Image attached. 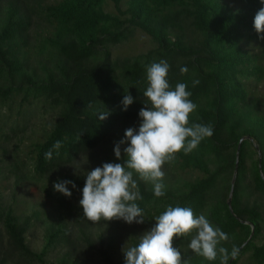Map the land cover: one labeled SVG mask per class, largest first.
<instances>
[{"label":"trees","instance_id":"16d2710c","mask_svg":"<svg viewBox=\"0 0 264 264\" xmlns=\"http://www.w3.org/2000/svg\"><path fill=\"white\" fill-rule=\"evenodd\" d=\"M227 1L0 0V154L7 160L1 178H12L15 187L40 184L56 205L53 216L41 208L25 215L17 212L14 195L8 202L0 194V264H88L94 258L125 264L124 254L118 255L121 231L129 234L126 247L137 245L142 230L154 227L169 205L189 207L227 233L218 247L239 249L231 264H264V94L249 85L264 82V40L254 29L264 3L236 0L232 7ZM137 32L153 47L115 54ZM160 60L170 65V85L184 82L192 93L197 109L190 124H211L213 135L164 166L163 197L134 177L143 224L93 225L82 219L79 205L86 175L126 159L129 145L121 146L120 160L114 147L127 129L138 131L147 67ZM181 67L188 72L181 74ZM193 80H199L195 87ZM127 93L133 103L124 111ZM106 110L111 114L100 121ZM247 136L251 140L244 139L236 154ZM50 149L53 157L46 160ZM58 180L76 185L68 186L70 198L54 191ZM38 225L43 245L34 251L28 234ZM191 238L174 240L183 261L219 264V256L212 262L196 256L188 247Z\"/></svg>","mask_w":264,"mask_h":264},{"label":"clouds","instance_id":"9594fccd","mask_svg":"<svg viewBox=\"0 0 264 264\" xmlns=\"http://www.w3.org/2000/svg\"><path fill=\"white\" fill-rule=\"evenodd\" d=\"M254 29L258 39L264 40V8L254 17ZM169 70L170 65L165 60L147 67L148 86L143 91L144 107L138 114L139 129H127L125 139L114 147L115 157L120 160L121 146L129 145L123 150L126 156L123 163H104L87 173L79 200L83 220L93 225L113 220H122L129 225L143 224L144 213L137 203L143 199L138 180L152 185L154 197H163L164 166L181 152L191 153L205 138L213 135L211 124H190V115L197 105L190 99L192 93L187 90L186 83L178 82L174 88L170 85ZM180 72L186 74L187 67H181ZM192 84L195 87L199 80H193ZM121 103L122 110L127 111L133 97L127 93ZM110 114L107 110L101 112L99 120H106ZM61 146L60 141L53 145L57 155ZM53 149L45 153L46 160L52 159ZM69 185L76 187L73 181L58 180L53 188L70 198ZM186 236H192L189 249L209 262L216 261L219 256V264H229L230 258L234 260L239 255L235 246L230 253L227 248L218 247L228 240V235L213 226L205 215L197 216L189 207L169 205L155 218V226L139 238L137 245L123 248L125 264H188L182 260L179 248L174 247L175 239Z\"/></svg>","mask_w":264,"mask_h":264},{"label":"rangeland","instance_id":"374dc122","mask_svg":"<svg viewBox=\"0 0 264 264\" xmlns=\"http://www.w3.org/2000/svg\"><path fill=\"white\" fill-rule=\"evenodd\" d=\"M227 3L232 7L237 6L236 0H228ZM108 8L107 10H109ZM153 47L151 40L142 33H135L131 41L124 42L123 44L114 48L115 54L120 55H133L145 52L146 50ZM250 88L257 91L259 94H264V82L260 83L257 87H254V83H249ZM50 115L44 117V120L49 119ZM45 122V121H44ZM38 123V122H32ZM11 144H8V148H11ZM7 173V160L3 159L0 154V178ZM2 179V178H1ZM0 194L3 195L4 201L11 202L14 199L17 204V212L20 214H29L32 208L44 209L47 213L53 214L56 210V205L53 204L51 199L44 195L41 190L40 184L32 183H20L19 186L15 187L13 184V179L0 181ZM14 195V196H13ZM13 196V198H12ZM135 231H138L135 230ZM149 231V230H148ZM137 232L142 234V236L147 232L142 230ZM120 247L118 248V255L123 253V248L127 245L129 240V234L127 230L121 231V238L119 239ZM28 245L34 251H39L43 245V229L41 226H35L28 234ZM88 264H101L98 262L97 258L92 259Z\"/></svg>","mask_w":264,"mask_h":264},{"label":"water","instance_id":"95a60500","mask_svg":"<svg viewBox=\"0 0 264 264\" xmlns=\"http://www.w3.org/2000/svg\"><path fill=\"white\" fill-rule=\"evenodd\" d=\"M244 139L251 140V138L248 137V136H247V137H242V138L240 139V141H239V144H238V147H237V152H236V154H238V152H239V148H240V144H241V142H242ZM259 166H260V161H259ZM236 173H237V162H236V166H235V168H234L233 177H232V181H231V191H230V194H229V197H228V200H227V205H228V207H229V209H230L231 212H232V209H231V195H232L233 185H234V182H235V179H236ZM252 234H253V228H252V230H251V235H250V237L252 236ZM232 261H233V259L230 258V260H229V264H231Z\"/></svg>","mask_w":264,"mask_h":264}]
</instances>
